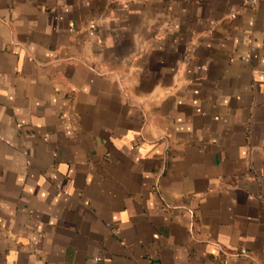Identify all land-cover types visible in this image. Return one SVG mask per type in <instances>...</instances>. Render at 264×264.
I'll return each mask as SVG.
<instances>
[{
    "label": "crops",
    "instance_id": "obj_1",
    "mask_svg": "<svg viewBox=\"0 0 264 264\" xmlns=\"http://www.w3.org/2000/svg\"><path fill=\"white\" fill-rule=\"evenodd\" d=\"M242 2L0 0V264H264Z\"/></svg>",
    "mask_w": 264,
    "mask_h": 264
},
{
    "label": "built area",
    "instance_id": "obj_2",
    "mask_svg": "<svg viewBox=\"0 0 264 264\" xmlns=\"http://www.w3.org/2000/svg\"><path fill=\"white\" fill-rule=\"evenodd\" d=\"M260 0H243L242 7L253 9L257 6ZM240 254H244V251H240Z\"/></svg>",
    "mask_w": 264,
    "mask_h": 264
}]
</instances>
